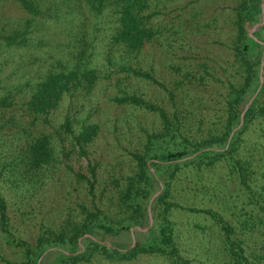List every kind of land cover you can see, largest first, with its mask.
<instances>
[{"label": "trees", "instance_id": "obj_1", "mask_svg": "<svg viewBox=\"0 0 264 264\" xmlns=\"http://www.w3.org/2000/svg\"><path fill=\"white\" fill-rule=\"evenodd\" d=\"M17 1L26 12L24 20L19 26L0 29V48L30 46L31 33L37 31L45 20L53 19L55 23L64 21L67 24V39L54 44L63 55L55 58L53 67L46 68L30 79L26 84L29 88L22 95L25 97L24 108L33 118L39 115L45 118L66 94L75 91L86 94L98 80L106 77V73L100 68L89 64L94 45L93 40L87 36L86 29L95 30V27H86L83 19H79L78 8L82 7L94 20L102 14L109 17V20L104 22L105 29H108L106 48L117 51L120 65L126 71L122 79L120 75H116L113 80H108L107 84H113V91L107 95L109 101L151 111L159 123L157 129L146 133L140 149L129 150L133 169L126 173L121 181L112 176L111 183L104 180L101 184H95L97 177L94 166L89 165L91 178L77 173L86 181L89 203L76 201L72 207L74 212L68 211L67 216L54 227H43L32 243L13 236L6 237L9 243L21 249L24 256L21 263L39 264L38 256L41 252L53 247L41 257L40 262L76 264L90 260L94 253L108 259H129L144 252L162 255L169 264H192L180 255L175 241V221L170 212L175 207H180L203 212L218 224L231 264H253L254 253L246 249L241 230H236L219 212L209 207L180 204L174 198L173 191L174 180L181 168L192 166L202 169L220 158H225L230 164V171H235L241 183L249 187L247 179L253 171L250 161L238 159L229 153L237 146L239 133L247 121L259 116L264 120V62L262 80L258 77L264 46V18L255 29L248 30L259 21L260 0H234L227 12L228 27L223 31L226 36L227 58L222 61L211 57L207 65V62H198L181 68L178 74L170 79L168 104L154 102L123 85L126 77L130 75L158 82L151 73L130 63V59L159 31L150 22L152 12L147 11L148 0ZM66 14H69L70 18L65 21L63 16ZM213 18L215 20V16ZM211 82H223L225 88L215 95L218 106L212 112L215 120L210 122V125L214 126H210L205 135L195 138L190 136L191 126L202 122L209 109L193 99V96H189L190 90L194 94V88L199 84ZM159 84L163 85L161 82ZM258 84L256 94L244 110L241 124L234 129L226 144L229 132L239 121L244 103ZM12 97L10 90L0 94V132L6 120L3 108L12 103ZM80 123L74 130L72 120L65 117L54 134L42 131L26 138L17 145V150L12 156L0 165V179L4 170L23 179L42 178L52 164L54 150L61 144L63 137L83 150V144L97 134L98 124L84 121ZM193 152L196 153L191 155ZM159 182L161 189L150 204L151 224L146 231L135 228L132 230L135 237L133 245H120L113 241L107 244L101 241L102 233H129L131 227H139L147 222V203L159 188ZM259 188L264 191V185ZM257 193L262 195L260 191ZM259 208L260 220L264 222V204H259ZM4 210V197L0 193V229L8 233L7 214ZM80 236L81 246L78 245ZM124 247L127 248L122 249Z\"/></svg>", "mask_w": 264, "mask_h": 264}, {"label": "rangeland", "instance_id": "obj_2", "mask_svg": "<svg viewBox=\"0 0 264 264\" xmlns=\"http://www.w3.org/2000/svg\"><path fill=\"white\" fill-rule=\"evenodd\" d=\"M148 1L147 11L152 12L150 22L159 31L130 59V63L151 73L158 82L130 75L123 85L154 102L168 104L170 79L181 68L198 62H207V65L211 57L222 61L227 58L223 31L228 27L227 12L234 0ZM78 9L83 24L95 27V30L86 29L94 45L89 64L100 68L106 77L98 80L86 94L80 91L66 94L45 118L42 115L33 118L24 108L25 97L22 95L28 90L29 85L26 84L30 79L46 68L53 67L55 58L63 55L54 44L67 39L66 22L45 20L37 31L29 34L30 46L0 48V94L10 90L13 96L12 103L3 108L6 120L0 132V165L12 156L17 145L26 138L42 131L54 134L65 117L72 120L74 130L82 121L98 124L97 134L83 144V150L63 137L61 144L54 150L52 164L42 178L23 179L3 171L0 193L4 197L8 233L0 229V264H22L24 258L21 249L7 241L8 236L32 243L43 227H54L67 216L68 211L74 212L72 207L76 201L89 203L86 181L77 173L91 178L89 165H93L97 177L95 184H101L104 180L111 183L112 176L121 181L133 169L129 150L140 149L146 133L159 126L153 112L109 101L107 95L113 91V84H107L108 80H113L116 75L122 79L126 73L120 65L117 51L106 48L108 29H105L104 22L109 17L102 14L94 20L85 9ZM25 14L17 0H0V29L19 26ZM63 17L66 21L70 15ZM224 88L223 82H211L199 84L194 88V94L190 90L192 94L189 96L209 109L202 122L191 126L190 136L201 137L210 126H214L210 122L215 120L212 112L218 106L215 95ZM229 154L250 161L253 171L247 179L249 187L241 183L235 171H230L227 160L220 158L202 169L192 166L181 168L174 180L173 196L180 204L209 207L219 212L236 230L243 232L246 249L254 253L252 263L264 264V222L260 220L259 208V204H264V191L259 188L264 185V120L260 116L246 122L239 133L237 146ZM257 191L262 192V195H258ZM170 213L175 221V241L180 255L192 264H231L223 246L221 229L210 216L180 207H175ZM145 225L130 229L146 231ZM132 232V235L124 231L116 235L102 233L101 241L130 245L131 239H135ZM142 236L143 233L140 234ZM81 238L78 237V245L81 244ZM76 264L169 262L162 255L144 252L129 259L117 260L94 253L90 260Z\"/></svg>", "mask_w": 264, "mask_h": 264}, {"label": "water", "instance_id": "obj_3", "mask_svg": "<svg viewBox=\"0 0 264 264\" xmlns=\"http://www.w3.org/2000/svg\"><path fill=\"white\" fill-rule=\"evenodd\" d=\"M263 2H264V0H260V14H259V21H258L254 26L248 28L249 31L255 29V28L257 27V25H259V24H261V23L263 22V18H264V13H263ZM263 62H264V46H263V53H262V57H261V59H260L259 70H258V77H259V80H260V81L262 80V70H263V69H262V65H263ZM258 88H259V84H258L257 88L255 89V91L251 94V96H250V97L248 98V100L245 102V104H244V106H243V108L241 109L240 114H239V121H238L237 125L234 126V127L231 129V131H230V133H229V135H228V137H227L226 144H227V141H228L229 138H230V135H231L232 132L234 131V129L240 125V123H241V121H242V117H243L244 110L246 109V107L248 106V104H249V103L251 102V100L253 99V97H254L256 91L258 90ZM195 153H196V152H193L191 155H193V154H195ZM160 188H161V183L159 182V188H158V190H157L155 193H153V194L151 195V197L149 198V200H148L147 207H146V212H147V222H146V225L144 226L145 228H148V227L150 226V224H151V220H152V218H151V213H150V204H151V201H152L153 197L159 192ZM130 232H131V235H132L133 232L131 231V229H130ZM133 243H134V239L132 238V239H131V243H130L129 246L133 245ZM78 244H79V243H78ZM52 248H53V247H48V248L44 249V250L41 252V254L38 256V263H39V264H41L40 259H41L42 255H43L44 253H46L48 250L52 249ZM126 248H127V247H125V248H123V249H126Z\"/></svg>", "mask_w": 264, "mask_h": 264}]
</instances>
